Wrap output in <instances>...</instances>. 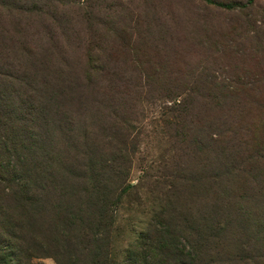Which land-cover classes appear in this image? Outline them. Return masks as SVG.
Segmentation results:
<instances>
[{
  "label": "rangeland",
  "instance_id": "rangeland-1",
  "mask_svg": "<svg viewBox=\"0 0 264 264\" xmlns=\"http://www.w3.org/2000/svg\"><path fill=\"white\" fill-rule=\"evenodd\" d=\"M18 1L24 10L12 14L21 31L10 30L18 41H4L2 50L13 44L17 56L25 55L21 47L42 63L50 83L43 92L48 101L42 100L67 132L69 153L76 151L70 162L58 157L69 164L67 185L83 192L85 174H75H88L89 157L98 182L115 171L103 219L109 257L119 260L159 214L174 225L184 249L197 252V264H261V253L264 264V166L249 162L264 155V0L229 11L203 0ZM203 72L217 80L246 75L255 84L246 93L250 100L239 93L231 102L218 96V105L205 103L211 94ZM231 133L238 153L230 147ZM83 143L98 150L87 155ZM234 172L236 183L230 181ZM217 185L229 191L234 206L226 205V196L213 206ZM193 204L204 208L206 219L189 214ZM207 227L214 233L201 231ZM56 247L31 264H59ZM80 249L75 264L99 263Z\"/></svg>",
  "mask_w": 264,
  "mask_h": 264
},
{
  "label": "trees",
  "instance_id": "trees-1",
  "mask_svg": "<svg viewBox=\"0 0 264 264\" xmlns=\"http://www.w3.org/2000/svg\"><path fill=\"white\" fill-rule=\"evenodd\" d=\"M203 1L229 11L245 8L253 0H246L245 3ZM20 10H24L21 1L0 0V264H31L30 260L33 258L49 256L47 250L57 244L58 247L52 252L58 253L54 258L59 264L80 262V258L74 253L78 248H81L79 251L86 250L90 255L88 258H94L95 262L99 261L98 264H197V252L192 249L185 250L173 232L174 225L169 227L170 224L160 219L159 214L153 224H147L135 240L127 243L119 260L109 257V225L103 219L107 213L106 198L115 183V171L112 169L105 181L98 182L97 175L101 174L95 171L94 160L89 157L88 161L92 160L88 165V174L84 171L75 174H85L83 192L67 185L69 164H59L58 157L61 155L65 161L70 162L75 158L72 154L76 151L69 153L65 143L67 132L53 119L52 115L57 117L55 111L50 110L48 104L42 100L48 101L43 92H47V85L50 84L48 78L41 74L39 66L42 67V63H34L32 52L21 47L20 51L25 55L17 56L12 51L13 44L7 47L9 51L6 53L2 50L4 41H18L10 34V30L21 31L20 18L12 14V11L21 12ZM14 21L17 24L12 25ZM53 47L56 48L55 45ZM19 58L28 63H21ZM203 74V85L211 94L205 103L218 105V96H231V102L233 96L236 98L239 93H242L245 100H250L248 90L255 84L246 75L240 77L233 74V79L217 80L218 76ZM84 136L85 142L91 140V137ZM229 137L233 153H238L240 144L237 137L234 139L232 133ZM218 141L221 143L224 137ZM84 143L83 153L88 155L98 150L96 145L86 146ZM222 148L220 145L221 153ZM259 160L263 161L260 164L264 166V155L261 154L259 159L252 157L249 162L255 165L259 164ZM56 165L58 170L54 180ZM247 169L250 171V168ZM62 170L66 172L63 174ZM116 172L121 174L119 170ZM229 172L230 170L226 171V174ZM233 174L235 176L230 181L236 183L238 173ZM124 188L125 186L121 192ZM260 190L257 189V193ZM228 192L222 191L221 186L217 185L211 197H215L213 206L218 208L224 196L227 197L226 205L234 206L236 202ZM221 193L225 195L221 196ZM76 196L78 197L75 199ZM83 202L86 204L85 208L73 210V207L78 209ZM51 204L58 210L46 211ZM188 211L191 215L196 213L198 218H205L204 208L196 204L189 206ZM90 216L95 217L97 222L92 223ZM239 217L242 215L239 214ZM194 226L196 230L201 228L199 223ZM207 229L201 231L214 233L211 228ZM198 235L204 243V232H199ZM262 259L261 253V264ZM256 264H259L258 260Z\"/></svg>",
  "mask_w": 264,
  "mask_h": 264
}]
</instances>
